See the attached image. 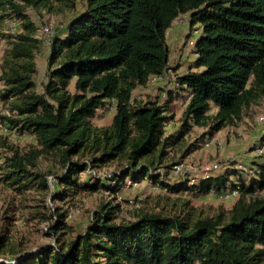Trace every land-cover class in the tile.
<instances>
[{"label":"trees","instance_id":"trees-1","mask_svg":"<svg viewBox=\"0 0 264 264\" xmlns=\"http://www.w3.org/2000/svg\"><path fill=\"white\" fill-rule=\"evenodd\" d=\"M78 1L0 0V40L7 43L0 98L9 113L2 120L36 140L19 150L0 137V187L21 198L35 194L44 202L50 195L68 203L99 190L116 196L128 180L147 179L168 194L131 220L120 219L118 205H102L76 235L59 210L48 233L54 245L27 252L10 233L0 235V264H264V162L255 163L250 178L226 168L193 186L166 180L203 139L238 127L264 99V0H82L84 10L46 46L29 11L74 10ZM184 14L200 29L193 64L164 101L135 96L152 78H167V32ZM11 18L21 27L5 36L1 28ZM44 48L47 80L39 93L36 58ZM177 101L184 104L180 127L169 134ZM110 106L111 123L95 125L97 113ZM195 129L204 133L189 143ZM41 159L60 171L52 189ZM107 168L112 173L98 174ZM228 188L239 189L237 201L213 215L177 196Z\"/></svg>","mask_w":264,"mask_h":264},{"label":"rangeland","instance_id":"rangeland-1","mask_svg":"<svg viewBox=\"0 0 264 264\" xmlns=\"http://www.w3.org/2000/svg\"><path fill=\"white\" fill-rule=\"evenodd\" d=\"M84 10V2L78 1L74 10L56 11L54 13L46 10H30L29 15L36 25L37 30L45 24L50 23L54 27V33H62L66 30L69 22ZM21 25L13 18L7 19L2 26V33L5 36H13L20 29ZM200 34L198 26L191 27L190 15L184 14L176 19L167 32V43L170 49V68L164 81L152 80L147 86L140 88L135 96L141 95L145 99L161 98V101L168 98L170 89L174 88L176 78L190 68L194 62L193 47ZM38 35V31H37ZM7 43L5 39L0 40V66L4 56ZM47 48H44V50ZM43 50V51H44ZM38 72L35 77L36 90L41 93L47 80V68L45 62L38 59ZM1 74V70H0ZM0 84V93L2 92ZM184 110L182 101H177L172 105L167 132L176 133L180 127V118ZM244 117L238 127L226 128L214 136H207L200 145L184 160V176H169L167 181L172 186H183L188 178L196 181L202 180L206 170L214 164L219 168L213 176H218L227 168V171L235 170L241 177L250 178L256 162H264V99L259 105H254ZM4 116H9L8 110L0 98V137L7 138L19 150H28L36 146V140L28 134H20L15 130H10L2 120ZM113 113L109 109L101 110L97 113L94 123L102 127L111 123ZM204 133L202 129H195L186 139L189 143H195ZM207 139L213 140L206 142ZM209 141V140H208ZM5 154L0 150V156ZM40 169L49 174L48 183L51 189L56 184L57 168L51 161L40 160ZM112 168H107L99 172V175H109ZM220 172V173H221ZM83 177L86 179V175ZM94 180V179H93ZM236 180V178H233ZM248 180V179H246ZM168 191L143 181L132 184L129 180L123 190L116 196L105 190L94 193H81L72 201L64 203L54 200L49 195L44 202L39 200L35 194H29L26 198L13 195L11 192L0 187V235L14 236L18 241L24 243L27 252H33L37 248L46 245H54L55 240L49 233V227L57 221L52 215L56 212H65L68 216L66 222L74 229V234L83 232L90 223L93 212L102 205H118L120 219L131 220L133 214L142 208L152 210L158 199H164ZM169 196L174 197L172 193ZM177 196L191 200L193 206L200 213L213 215L219 210H230L238 197L225 199L217 194H189L179 193ZM27 204L29 207H24ZM40 205L39 208H30ZM49 218L45 221L43 215Z\"/></svg>","mask_w":264,"mask_h":264},{"label":"built area","instance_id":"built-area-1","mask_svg":"<svg viewBox=\"0 0 264 264\" xmlns=\"http://www.w3.org/2000/svg\"><path fill=\"white\" fill-rule=\"evenodd\" d=\"M54 27L52 24L50 23H47L45 24L41 29L38 30V35L37 37L42 40L46 46H49L51 41H52V38L54 36ZM171 72V70L169 71V73ZM166 79L165 76H158V77H154L150 80V82L152 80L154 81H164ZM109 110L112 112L113 110V106H110L109 107ZM209 140V141H208ZM210 141H213V140H210V139H207L206 142H210ZM184 162H181L177 165H175L172 169V176H175V177H179V176H184L185 174L182 173V170L184 169ZM219 166L218 164H214L211 168L207 169L206 170V173L205 175L202 177V180L204 179H208V178H211L213 177V174H215V172H217ZM221 171V169L218 171V173ZM144 181H147V179H144ZM187 184L188 186H193L195 185V183L197 182L196 180L194 179H190L188 178L187 180ZM234 184L239 188L240 186V183L235 180L234 181ZM212 194H217V195H220V197H224L225 199H231L235 196V198H237L239 196V189H232V188H228L224 191H221L220 193H215V192H211Z\"/></svg>","mask_w":264,"mask_h":264},{"label":"crops","instance_id":"crops-1","mask_svg":"<svg viewBox=\"0 0 264 264\" xmlns=\"http://www.w3.org/2000/svg\"><path fill=\"white\" fill-rule=\"evenodd\" d=\"M48 56H49V50L47 49H45L44 51H42L38 56H37V58H36V62H37V67H39L38 66V59H41V60H43L44 62H45V66H46V68H47V59H48ZM169 127V125L167 124V128Z\"/></svg>","mask_w":264,"mask_h":264}]
</instances>
